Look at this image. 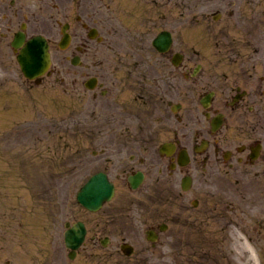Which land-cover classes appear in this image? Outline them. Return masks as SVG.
Here are the masks:
<instances>
[{"label": "flooded vegetation", "instance_id": "obj_1", "mask_svg": "<svg viewBox=\"0 0 264 264\" xmlns=\"http://www.w3.org/2000/svg\"><path fill=\"white\" fill-rule=\"evenodd\" d=\"M196 1L197 9L187 4L183 14L186 31L197 27L200 33L196 49L185 38L175 47L178 37L164 27L131 50L118 40L125 28L117 22L128 17L120 0H55L72 5L60 14L71 21L61 53L70 64L73 122L88 138L106 132L101 156H113L97 171L115 185L123 179L139 203L141 218L127 217L131 227L128 220L120 229L84 220L85 242L104 250L115 244L122 264H147L156 246L176 243L178 232L170 231V241L163 234L182 218L184 224L219 223L228 211L225 225L235 217L243 226L260 205L264 223V0ZM163 30L173 37L167 50L153 43ZM149 49L171 65L160 80ZM159 99L167 105L165 115L156 113ZM101 114L105 125L96 131ZM147 200L168 205L153 210L150 203L147 213Z\"/></svg>", "mask_w": 264, "mask_h": 264}, {"label": "rangeland", "instance_id": "obj_2", "mask_svg": "<svg viewBox=\"0 0 264 264\" xmlns=\"http://www.w3.org/2000/svg\"><path fill=\"white\" fill-rule=\"evenodd\" d=\"M157 1L153 6L146 0L127 3L120 0L128 17L125 20L120 17L121 21L117 22L125 28L119 43L134 50L144 45L146 36L169 27L180 42L175 47H180L185 38L189 48L196 49L200 45V33L197 27L186 31L183 14L187 4L197 9V1ZM71 6H59L55 0H0V264H122L123 257L115 244L104 250L90 241L85 242L87 247L79 249L78 257L70 259L64 245V223L86 219L91 227L97 221L120 229L127 220L126 226H133L128 215L141 218L136 193L124 186L123 179L116 181L115 197L96 214L77 202L78 188L89 175L107 165L105 159L113 156H101L100 144L105 141L106 132L88 138L73 122L71 102L75 97L65 53L58 52L52 44L53 73L37 84L23 76L10 44L25 20L29 35L43 32L53 36L55 42L60 35L58 19H68L60 12ZM148 55L157 62L160 80V74L169 71L171 65L153 49L148 50ZM157 112L158 115L168 112L165 100H158ZM94 120L98 123L94 130L101 131L105 125L102 114ZM159 123L162 122L158 120ZM193 195L190 192L188 197ZM227 197L232 198L231 191ZM150 203L153 210L168 205L149 201L147 213ZM231 215L227 211L219 223L209 220L204 225L199 220L184 224L186 220L182 218L181 222L170 224L163 238L170 241V231L174 230L179 233L175 236L179 240L156 246L147 264H264L262 206L255 207L251 218H244L243 226L237 224L235 217L231 225H225L224 219ZM244 225L247 228L243 231ZM101 256L110 257L104 261Z\"/></svg>", "mask_w": 264, "mask_h": 264}, {"label": "water", "instance_id": "obj_3", "mask_svg": "<svg viewBox=\"0 0 264 264\" xmlns=\"http://www.w3.org/2000/svg\"><path fill=\"white\" fill-rule=\"evenodd\" d=\"M15 45H21L23 42V35H20ZM169 37H161L159 41L168 42ZM158 42L157 44H160ZM18 59L22 70L30 78L37 77L45 72L50 64V53L48 44L42 35H36L30 38L26 44L21 48L18 54ZM114 193V185L110 182L105 174H98L93 176L79 191L77 198L85 206L90 209L99 208L104 201L112 198ZM85 227L82 222L74 224L66 233V245L72 248L71 256L74 254V249L77 248L84 239Z\"/></svg>", "mask_w": 264, "mask_h": 264}]
</instances>
